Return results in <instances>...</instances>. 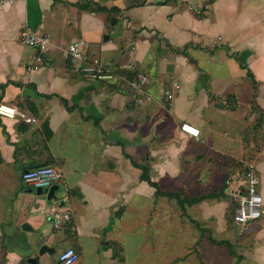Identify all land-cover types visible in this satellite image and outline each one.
I'll list each match as a JSON object with an SVG mask.
<instances>
[{"label":"crops","instance_id":"0c3cea01","mask_svg":"<svg viewBox=\"0 0 264 264\" xmlns=\"http://www.w3.org/2000/svg\"><path fill=\"white\" fill-rule=\"evenodd\" d=\"M23 30L49 36L48 50L24 45ZM77 39L112 81L85 77L65 57ZM138 74L146 77L139 104L130 85ZM242 99L256 130L264 122V0H1L0 104L34 121L0 116V264H62L58 253L67 248L77 254L73 264H135L136 205L150 218L151 202L190 177L199 182L220 155L241 162L244 173L254 167L264 207L256 167L264 150L251 151L248 136L239 155L210 147L201 115L208 110L216 122L222 100L235 113ZM182 123L199 129L198 140L180 131ZM45 166L63 175V196L52 204L22 180ZM237 185L243 191L247 179ZM212 197L186 201L209 215ZM54 208L69 220L55 227ZM254 232L253 246L241 233L247 248L237 264L250 257L264 264V218ZM42 246L53 253L39 255Z\"/></svg>","mask_w":264,"mask_h":264},{"label":"rangeland","instance_id":"374dc122","mask_svg":"<svg viewBox=\"0 0 264 264\" xmlns=\"http://www.w3.org/2000/svg\"><path fill=\"white\" fill-rule=\"evenodd\" d=\"M100 61L107 64L102 59ZM78 63L80 67L84 66V63ZM222 88V90L225 89V93L222 94H226L227 85ZM158 95L156 96L158 97ZM212 97L213 94L210 98ZM219 100L217 98V101ZM221 102L223 103L221 109L215 108L217 109V111L215 110L216 116H219L215 120L216 122L210 118L212 114H207L208 110L201 111L202 117L206 119L205 129L208 134L207 142L209 146L217 148L221 152L235 151L239 155L243 138L248 136L252 138L253 142L251 151L260 152V148L263 151L264 122H260L261 127L256 130L252 129L257 123L245 120L246 116L249 115L247 113L249 110L244 109L246 105L243 99L235 113L229 111L230 106H234V103L226 100ZM227 111L233 115L231 120L228 119L230 116ZM262 161L264 162V153L260 161L256 163V167L260 171L261 193L264 196V168L259 164ZM215 162V171H204L199 182H194L190 177L179 184L180 187H170L171 192L167 190L168 195L167 198L164 197L163 202H151L152 212L150 218L147 214L146 216L143 215V211L139 212L141 211V204L136 205L134 211L137 225L136 235L133 237L134 239H130L134 249H138L135 264H235L238 254L243 252L241 250L243 243L239 241L242 236L241 233L244 236H249V238H245V240L247 239L246 245H254V227L257 223H261L264 215L258 220L247 224H237L232 219L233 199L238 193L237 186L239 185L237 184L242 185L246 181L244 173L246 167L244 164L242 166L241 162H238L232 156L224 157V155H220ZM234 175H237L238 178ZM234 178H237L238 182H235ZM176 190L183 192L185 197L183 203L179 201L181 198L178 197L177 192H173ZM32 191L36 194L35 189H32ZM47 192L48 190H44L42 196L45 197ZM63 192L64 188L59 187L55 192L56 198L47 200L48 203L52 204L59 200L63 196ZM207 193L214 194L216 198V202L211 199L207 200L211 204L209 215L207 212H201L197 203L186 201L191 196H206ZM174 194L176 195L174 196ZM204 214L207 215L206 217L212 218L211 227L203 224ZM221 241L223 243L218 244ZM134 252L131 251V256H134ZM246 260L242 264H256L252 263L253 258L251 257Z\"/></svg>","mask_w":264,"mask_h":264},{"label":"built area","instance_id":"2783aa9c","mask_svg":"<svg viewBox=\"0 0 264 264\" xmlns=\"http://www.w3.org/2000/svg\"><path fill=\"white\" fill-rule=\"evenodd\" d=\"M20 40L24 45L37 50L40 54L45 53L50 45L49 36L33 35L28 30H23L20 33ZM65 57L72 62L84 63V66L80 68V71L85 77L101 81L113 80L112 72L106 69L97 58H92L90 56L88 44L82 39H77L67 45L65 49ZM145 82L146 78L142 74H138L137 81L130 83L131 87L135 90V95L137 96L136 102L138 104L143 101L142 95L144 91L142 90V84ZM170 85L171 89L178 87L176 81H172ZM171 89L164 91V96L166 98H171ZM0 116L10 119L19 117L25 123H31L34 121L33 118L26 117L23 112H19L16 108L5 104H0ZM180 131L188 138L194 140H198L200 135L199 129L189 123H182L180 125ZM245 177L247 179V186L243 191H238L233 199V220L237 224H247L251 221L258 220L263 213V200L258 190L259 181L252 165L247 166ZM22 180L25 184L31 186L36 191L49 190L55 185L61 187L63 175L55 171L53 168L45 166L25 171L22 174ZM51 212L52 222L55 224V227L61 219L69 220V215L67 213H60L56 211L55 208L52 209ZM57 258L62 264H73L77 260V254L73 249L67 248L59 252Z\"/></svg>","mask_w":264,"mask_h":264},{"label":"water","instance_id":"95a60500","mask_svg":"<svg viewBox=\"0 0 264 264\" xmlns=\"http://www.w3.org/2000/svg\"><path fill=\"white\" fill-rule=\"evenodd\" d=\"M104 38V40H106L107 39V37L106 36H104L103 37ZM58 190V186H52L49 190H48V192H47V194H46V198H47V200H50V199H55L56 197H55V192ZM44 192V190H37V193H39V194H42ZM53 251H54V249H47V247L46 246H42V248L39 250V255H42V254H44V253H53ZM37 264H48V263H46V262H43V261H39V262H37Z\"/></svg>","mask_w":264,"mask_h":264},{"label":"trees","instance_id":"16d2710c","mask_svg":"<svg viewBox=\"0 0 264 264\" xmlns=\"http://www.w3.org/2000/svg\"><path fill=\"white\" fill-rule=\"evenodd\" d=\"M141 178H142L143 180L148 181L149 184H150L151 186H155V184H154L153 182H151L148 178H145L144 171H143V174L141 175ZM222 243H223V241L219 242L218 244H222ZM239 260H240V259H238V261H239ZM236 264H237V263H236Z\"/></svg>","mask_w":264,"mask_h":264}]
</instances>
